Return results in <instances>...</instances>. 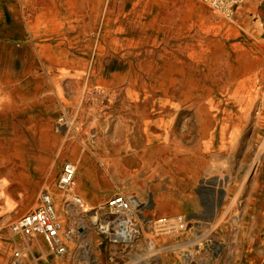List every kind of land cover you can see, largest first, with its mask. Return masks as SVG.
Returning <instances> with one entry per match:
<instances>
[{
  "label": "rangeland",
  "instance_id": "374dc122",
  "mask_svg": "<svg viewBox=\"0 0 264 264\" xmlns=\"http://www.w3.org/2000/svg\"><path fill=\"white\" fill-rule=\"evenodd\" d=\"M84 1L35 45L0 43V264H133L85 214L120 192L166 220L144 229L150 260L264 264V0L229 19L191 0ZM67 160L89 247L57 257L8 226Z\"/></svg>",
  "mask_w": 264,
  "mask_h": 264
},
{
  "label": "built area",
  "instance_id": "2783aa9c",
  "mask_svg": "<svg viewBox=\"0 0 264 264\" xmlns=\"http://www.w3.org/2000/svg\"><path fill=\"white\" fill-rule=\"evenodd\" d=\"M194 1L221 18L229 19L244 0ZM75 171L74 163L70 161L62 163L56 188L67 193ZM68 198L81 208V199L78 196L70 194ZM143 213V202L133 193H116L85 211L92 228L104 239L122 246L133 264H159L147 258L148 250L141 244V239L147 226L156 235L162 233L166 220L158 218L149 222L144 219ZM8 228L13 235L22 238L41 236L48 245V252L57 257L70 254L69 250L75 244H78L77 249L81 252L89 247L85 226L80 221L63 223L57 215L52 196L47 191L40 192L38 205L13 219ZM19 254V250L14 252L15 256ZM33 259L37 261L38 257Z\"/></svg>",
  "mask_w": 264,
  "mask_h": 264
},
{
  "label": "crops",
  "instance_id": "0c3cea01",
  "mask_svg": "<svg viewBox=\"0 0 264 264\" xmlns=\"http://www.w3.org/2000/svg\"><path fill=\"white\" fill-rule=\"evenodd\" d=\"M72 1H75L77 5L80 4V6L82 7L81 13H83L84 6L87 5V2L84 0H72ZM246 1L247 0L243 1L242 3L243 7L241 8V10H245V12L246 10H248V7H249L248 2ZM191 2L196 6L197 4H199L195 2L194 0H191ZM68 3H69V0H0V43L13 44V45H25V44L35 45L37 37L44 38V36L42 35H45V31H50L52 29L51 22L53 20V16L59 15L60 13H62V11L63 12L67 11ZM241 5L239 7H241ZM239 7H237L236 9H238ZM209 11L212 12L211 10ZM67 161H70V160H67ZM70 162L74 163L73 161H70ZM58 174H57V177H58ZM42 191H47L48 193L51 194L57 215L63 223H68V222L76 223L81 219V216L83 214L81 212L83 211L82 201L83 202L86 201L85 196L87 194L80 187L76 186V193H69V192L63 193L62 191L56 188V184H55V186L51 188H45L41 190L40 192ZM120 193H132V192H120ZM70 194L76 195L81 199V208H78L76 204L68 200L69 199L68 197ZM60 199L61 200L63 199V202L67 203L66 209H65L66 213L64 217H63L61 210L59 211V208L57 206V203ZM102 201L104 200H97L94 205ZM36 206L30 209H33ZM19 215H17L16 217H18ZM16 217H14L13 219H15ZM9 233L13 237L18 239L20 243H23V244H28V242H34V241H38L39 239H42L41 236H35L32 238H22V237L13 235L10 231ZM14 250L20 251L19 257H22V255H24V257L27 258L28 253H32L31 251H28V249L24 250L23 248L17 245L15 246Z\"/></svg>",
  "mask_w": 264,
  "mask_h": 264
},
{
  "label": "bare ground",
  "instance_id": "6f19581e",
  "mask_svg": "<svg viewBox=\"0 0 264 264\" xmlns=\"http://www.w3.org/2000/svg\"><path fill=\"white\" fill-rule=\"evenodd\" d=\"M0 163H1V162H0ZM0 168H1V167H0ZM4 168H5V167H4ZM1 169H2V168H1ZM2 170H3V169H2ZM2 170H1V171H2ZM7 173H8V172H7Z\"/></svg>",
  "mask_w": 264,
  "mask_h": 264
}]
</instances>
